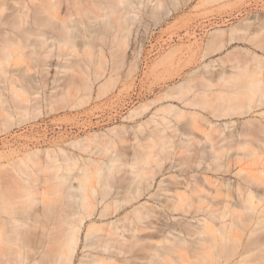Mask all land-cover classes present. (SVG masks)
Masks as SVG:
<instances>
[{"label":"rangeland","instance_id":"obj_1","mask_svg":"<svg viewBox=\"0 0 264 264\" xmlns=\"http://www.w3.org/2000/svg\"><path fill=\"white\" fill-rule=\"evenodd\" d=\"M38 1L39 0H37L36 2ZM52 1L55 2L56 0ZM72 1L73 0H70L69 4L71 6V10H73V19L76 18L78 20L76 21L75 19V22H81L79 24L77 23V25L79 26L81 24L79 29L76 25V33L78 37V34H80L79 38L81 40L83 39L81 38V35L83 34L82 36L84 37V32L93 27H97L101 31L106 29V31L109 32V26H107L106 24L107 17L103 16L104 12H101L103 11L101 10V7H105V5L108 6L107 4H109L110 6L112 5V3H115V6L117 5L120 10H128V8L131 6V8H129L132 10V13L130 16V31L128 34L127 42L125 45L121 42V37L125 33L123 30L117 32L116 39H113L112 36H109V33L108 36L105 37L107 35L106 31L101 32L102 35H98L97 33L98 37L96 41L94 40V42L95 44H98L100 48L97 45L96 47H93L96 48V50L94 49L96 51L95 57L104 61L102 62L103 66L99 69L103 71L104 66H106L108 67V70L106 71L104 76L96 79V75L92 74V72L90 73V70L93 69L94 73L95 67H91L88 72L91 74H89V76H92L93 78H91L95 79L93 82L94 85L92 84L93 89L89 94L90 96H83L85 99L77 100V106L72 105L73 101L67 103L64 102L67 105H64V103H56L55 100L57 99V97L55 98V94L60 90L61 87L56 86L57 84L54 83V86L51 84V86H46L47 88H45V86L44 88L40 86V95H38L37 93V97L32 99L35 103L39 101L40 105H42L41 110H31V112L29 113H20L18 111H15L10 119H7L5 116H0V189L5 188L4 190L1 189L2 193L4 192L3 195L0 191V204L3 203L1 204L2 210H5L1 212L0 209V214H2L0 216L2 217V219H5H1L2 221L0 220V239L4 238L0 240V244H2L0 245V250H2L3 248V253L5 252L6 255H8L6 256L4 253L3 256L0 253V257H4L0 260V264H10L13 262L14 264H67L69 262L68 257L70 252L68 246V237H71L72 227H75L79 223V219L77 218L76 220V217H78L80 213L79 209L80 211H82V213H84V211L86 210H81V207H79V204L81 202H79V198H76L78 197V195H76V197L73 196L77 194L78 191L76 190L74 194L69 190L68 193L67 190L64 189V186L66 185H63L62 183L68 182V178L73 179L72 177L76 172L78 173V175L76 176H79L80 174L81 176H83L86 170L87 172L84 176L87 178V194H89V190L91 193V189L92 187H94V185L98 189H96V194L94 193L91 195L92 197L94 195L96 196H94L95 198L93 197V202H97V207L95 209L96 211L94 210V212L96 213L93 212V216L91 215L85 218L80 231L79 243L72 255L70 264H122L123 260H125L126 257V264H264V216L261 217V214H264V199L263 201H258V207L260 211L254 212V217L247 224V227H228V230L224 231L225 233L223 231L221 233L219 232L218 239H209L210 241L207 244L208 249L210 248L209 250L206 248L207 245L205 244L202 247L203 249L201 248L202 251L201 249L198 251V253L200 254H198L199 256L196 255L197 252L196 254H191H195L194 260H192L193 262H189V260L191 261V259H193V256L189 260H186L187 258H189L186 257L188 255L187 252L190 253L189 251H185L186 254L182 255L185 256L186 259L185 257L181 258L176 254L179 252H173L176 254L174 255L172 253L174 256H172V254L171 256H162L160 258L153 256V253H155V247L158 248V246H155L156 243L162 242L163 244H165L169 241V237L164 231L165 227H161L163 228V231L160 230V227H140V230L137 231V234L142 236L143 239L139 241L126 240L127 237L132 235L133 228L137 227H125V225L140 222L136 221L137 218L134 215L135 212H132L133 207H135L139 203L147 201L148 204L153 203V198L150 197V194L157 191V189L159 188V181L162 178L171 179L170 176L172 175L183 177L186 175H190L193 172V174L198 173L197 175H199L202 173L203 166H205V164L207 163V161H203L205 160V158L203 160L199 159V157H197L198 154H196L195 152H193V155L191 156L187 155V159H185L186 157L184 156L182 159H180L182 156L177 157L180 161H177L178 159H176V163L177 165L181 163L179 165L180 167L177 166L180 169H176L177 167H175L173 169L165 171V174L159 173L158 176L160 177L158 178V182L154 184L153 189L148 190V192L150 193H145V197L143 196L142 198H139L138 201H136L137 199H135L133 201L127 202L126 197L132 194L131 191H133L135 186V184H132V182H130V178L133 176V166L139 165L140 162L137 161H141V163L143 162V154L146 153V150L144 149L149 148L146 147V144L148 145L147 139H143L144 135L142 136V134H145L146 136L151 127H154V125L150 122V120L152 121V118H154L153 123L157 124V122L162 121L161 115L166 116L167 114L166 117H168V119L171 118L170 125L172 126V129L175 130L176 128V132L178 133L179 131H184V129L186 128L187 119H189H186V117H188L186 115L189 114L190 117V114L194 111L206 115L209 119H211V121L213 120L214 123L216 122L220 124L221 128H224L226 121L232 120L234 122L236 121V124H238V122H244L248 118V120L252 121L251 125L253 127L264 124V113L261 114L262 111H264V106H259L260 108L257 107L258 109L253 108L249 111L248 114L246 113L245 115L237 114L218 117L214 113H212L213 110L216 109V105L219 107V104L221 105L223 104V102L224 104L226 102L228 105H230L236 103L237 101V103L240 102V104L245 103L247 105L248 102L252 103V101L256 99L255 97L259 96L253 95L258 94L259 92L257 93V91H255V93L253 90L251 91L250 88L246 86V83L248 85L256 77H261L262 79L264 78V69H262L264 68V0H126L125 5L127 6L131 2L129 7H126L124 5V2L122 4L120 0H86V2L85 0H79V2L74 0L78 2V5H80L81 7L80 8L79 6H77L76 3L78 10H76L77 7H74L75 11L72 7L75 6L72 5L74 1L73 3ZM91 1L95 3H91ZM100 2L103 3L104 6H101L102 4ZM45 3L51 5V2L49 0H47ZM62 3L64 4V0ZM65 4L67 5L68 3L65 1ZM253 4H255V8H251ZM95 5L99 7V9H97ZM121 6H123L124 8L122 7V9ZM96 14L99 19H89L93 15L96 16ZM100 14L102 16H99ZM116 15L117 13H113L109 17V19H114ZM89 21L91 23H89ZM82 31L84 32L82 33ZM100 35L102 36L101 39ZM79 38H77V41L80 40ZM214 39L217 40H215L217 43L215 42L214 45L210 47L209 43L213 42ZM222 41L225 42V45H223L224 47L221 46ZM111 44L112 47H110ZM209 47L210 50L208 49ZM80 50H82L81 47H79L78 51ZM112 51L114 52L111 55ZM105 57L107 59H105ZM227 57L229 60L227 59ZM231 57H233L234 60ZM241 57L242 60H240ZM97 58L95 59L98 60ZM243 58H246L245 62L247 64H245ZM222 59L223 62H221ZM106 60L108 62H106ZM115 60L117 64L115 63ZM230 60L237 65L233 64V62H231ZM211 61H214V63H212ZM111 62L118 65V67L115 65L114 67ZM104 63L106 65H104ZM226 63L227 65L223 66V64ZM215 64L217 65V67ZM258 64H260L261 66L259 67ZM230 65H232L233 67L230 68ZM203 67L206 72H200V70H203ZM218 67L219 69L221 68L220 70L223 71L222 73L219 71ZM215 68L216 71L218 70L216 75ZM211 70L214 71V77L211 76L213 75L212 73H210L212 72ZM224 70L228 72L227 78L231 77L234 74L232 73L233 71L236 72L238 70L237 72H240L237 73L236 76L233 75L236 78H231L227 81L225 80L226 77H224L226 73L222 75L224 73ZM258 70L260 71V73H257ZM243 71L246 73L244 74ZM219 73H221V77L219 76ZM230 73H232L231 76H229ZM78 74L76 78L81 77L80 82H82L84 78L82 77L81 73L79 74V76ZM205 75L206 77L209 76L206 80L203 79V76ZM110 76L112 79H109ZM236 79H239V81ZM213 82L217 84L213 85ZM220 86L225 87V89H219ZM230 86L232 88L234 87V89H232ZM56 87H58V89H56ZM228 87H230V90L232 89L231 94L229 89H227L228 93L226 91V88ZM37 89H39V87ZM55 89L57 90L56 92ZM204 90H206V92H204ZM216 90L217 93L215 92ZM222 91L226 93L224 94ZM235 92L237 94L238 92L239 94L242 92V94H240V96H236ZM208 94L209 97H207ZM251 94L255 97H253ZM51 95L53 96L51 97ZM38 97L39 99L37 101ZM216 97L218 101H215ZM237 97H241V99ZM52 98L54 101L51 100ZM188 98L189 100H193L196 102L199 101V103H202L201 99L204 98L205 100L203 99V102L208 103V107H204V109H201L202 105L200 106V104L191 105L187 102H184V100L187 101ZM211 98H214V100H210ZM209 100L212 101L211 104L214 103L213 106L210 105V102H208ZM257 100H259V98L256 99L255 102ZM150 101H153L152 103L154 105H152ZM147 103L151 105L148 104V107L150 106V108L149 110L147 108L146 112H144L143 104L147 105ZM173 104L182 108V114L185 115L183 116V118L185 117V120L182 119V114L174 116L175 119L173 118L174 112L169 111L171 115L168 114L169 112L167 111ZM53 106L54 108L56 106V108H53L52 110L51 108ZM213 107L215 109H213ZM134 109H137L136 111H142V113H138V115L133 116L130 115V113ZM180 117L181 119H179ZM180 120H182V122L185 124L181 123ZM148 122L149 124H145ZM140 123H142L141 126L139 125ZM176 123L178 126L176 125ZM127 126L130 128L132 127V129H128ZM140 130H143V133ZM173 132L175 133V131H172V133ZM198 133L200 134L201 132ZM130 134L132 137H134L133 135H135V141L133 140V138H129ZM260 135H262L261 137L264 138V134L262 132L260 133ZM86 136H88V139H92H89L88 141ZM95 136L97 137L98 142H96ZM123 136L130 139V141L128 139H125V141H123ZM199 136L202 137L201 134ZM105 137H107V141L104 140ZM111 138H113L114 140H110ZM102 139L104 142L102 141ZM80 140L81 143L83 141L85 142L81 144ZM143 140L146 142H144ZM251 141H253V143ZM259 141L260 140L255 138H248V144L246 146H240L236 150L239 155V164L236 166V169H239L240 167H243L246 170L248 169L249 171H257L261 168L264 169V142L260 141L259 143ZM74 142L76 146L74 145ZM102 142L107 145L104 146ZM88 143L90 145L89 147ZM92 143H95V145ZM129 143L132 145L133 150L131 149V145L130 147H128ZM135 144L138 145L140 150L135 149L137 147ZM140 144H142V146L144 145V149ZM252 144L253 146H251ZM157 145L158 146L156 148L158 149L159 144ZM83 146L84 148H82ZM105 147L108 149H106ZM101 149H103L104 152ZM141 150H143V152ZM68 151L71 152H69L71 155L67 153ZM126 151H130V153L127 154ZM137 152L139 156H142L139 160V157L137 158L136 155ZM122 153H125L124 156H122L123 158L121 157ZM165 154L166 153H164V155ZM118 155L120 157H118ZM78 156L80 158H78ZM165 157H167V154L165 155ZM194 157L196 158L193 159ZM75 158L78 160L77 162H75ZM239 158L243 163L240 162ZM79 159L81 160V163L83 161L84 164H87V166H89L87 167L88 169L82 168L83 163L81 164V166H79ZM119 159H124V161L121 160V162ZM131 159L133 161H131ZM166 159L165 162H168L169 160L167 159L166 161ZM201 160L203 161V163H201ZM125 161L127 164L124 163ZM182 161L186 163V166L185 164L184 166L182 165L184 163H182ZM134 162H136V164L131 167ZM165 162L164 165L167 164ZM141 163L140 165L143 164ZM201 164L202 167L199 168V165ZM70 167L71 169L72 167H75L72 169L74 173L72 172ZM79 167L81 170H79ZM24 169H26V172ZM16 171L19 173L20 171L24 172V177L28 179L29 184L21 182L20 180H18V177H16L17 179L14 178V180L12 176H15L17 174ZM59 171H62L63 173L65 172L64 175ZM199 171L201 173H199ZM22 172L20 173L21 176H23ZM207 172L212 176L218 175V173H215V171L212 172V170H208ZM53 174H56V177ZM53 176L54 178H52ZM67 176L68 178H66ZM3 177H8V179L4 180ZM10 177H12L10 179V182L12 181L13 183L8 182V185L10 183L13 188L11 187L9 188V190L7 187H10V185L7 186V183L3 181H9ZM238 177L239 176L237 174H233V178ZM123 182H125L126 184ZM3 183L4 185H6L4 186V188L2 187ZM73 183L74 185L78 184V182L76 181H74ZM119 183H121V185ZM29 185H31V189L30 187H28ZM18 186H20L21 189ZM124 187H126V189ZM60 188H62V190ZM11 189L13 190L11 191ZM15 190H17L18 193L15 192ZM6 191H8V193ZM5 193H7V195ZM1 195L6 199H2ZM15 195H17V197ZM7 198H10L11 200H8ZM76 200L78 205L77 203H75ZM105 205L109 206V211H106V213H104L106 216L103 213L101 214L102 207H104ZM7 206L8 209L6 208ZM75 206L79 208H75ZM160 211L162 212V210ZM76 212L78 213L75 214ZM108 212L109 214H111L110 216L107 214ZM9 213L11 215H9ZM163 213L161 214L165 215H162V218L164 219H166L169 215L173 216V214L168 215V213L164 210ZM84 214L83 216L86 215ZM176 215L179 216L180 214ZM117 218L118 224L121 227H117L116 232L118 235L122 236V240L116 241L115 243L112 242V245L110 246L111 248L105 249L103 245H101V241L98 239V237L102 234H105V230H109L110 228L108 227L110 226V222H116ZM153 218L154 220H150ZM150 219H146L148 223H150L151 221H157L156 217H151ZM146 220H144L145 222H142H144V224H148ZM141 223L139 224L142 225L143 223ZM95 224L96 227L94 226ZM90 226H93L94 228L93 231H91V234L87 235L88 228ZM1 227L3 228L2 233ZM9 229L10 233L12 231L11 234H9ZM42 232H44L45 234ZM40 234L44 235L40 236ZM20 236L22 238H20ZM39 236L42 239L43 236L46 237L42 241L44 244H39L40 242L38 241L42 240L40 238L38 239ZM66 239L67 243H65ZM211 239L214 243L211 242ZM231 240L234 241V243L231 242ZM122 242L133 244V251L127 252L126 254L120 253V249L123 248L122 245H125ZM37 243L39 244L38 247ZM163 244L159 245L163 246ZM230 245L234 247L230 248ZM6 246L8 249L6 248ZM225 246H227L229 249L227 247L225 248ZM35 248L38 250H36ZM45 249H49L50 254L47 253V256V251ZM227 249L228 252L226 251ZM39 250L40 253L38 252V255L36 252ZM103 251L109 252L103 253ZM245 251L248 253H246V255L241 258V254H243ZM9 253L12 255H17L12 256L9 255ZM141 255H144L146 258L140 259L138 256ZM191 255L189 254V256ZM10 256L12 258H10ZM7 259L12 261L10 262Z\"/></svg>","mask_w":264,"mask_h":264},{"label":"bare ground","instance_id":"obj_2","mask_svg":"<svg viewBox=\"0 0 264 264\" xmlns=\"http://www.w3.org/2000/svg\"><path fill=\"white\" fill-rule=\"evenodd\" d=\"M36 1L37 0H0V116H5L7 119H10L12 114H14L15 111H18L20 113H29V112H31V110H41L42 105H40V103L38 101L39 97L37 98V101H38L37 103L33 102L32 99L37 97V93H38V95H40V92H41L40 86H42L43 88L45 86V88H47L46 86H51V84L53 85L54 83L57 84L56 86L61 87L59 91L56 90V89H58V87H56V89H55V92L57 91L55 94V98L57 97V99L55 100L56 103L58 102V104H61V103L63 104L64 102L67 103V102L73 101L72 105L77 106L78 105L76 103L77 100L85 99L83 96L86 97L87 95H89L93 89V85H94L93 82L95 79H92L93 77L91 76L92 77L91 78L89 76V74L92 72V74L96 75V79H97L101 76H104L106 71L108 70V67H106V66H104L103 71H101L99 69L100 67L103 66L102 62H104V61L95 57L96 48H93V47H96V45L98 46V44H95L94 40L96 41L98 35L99 34L102 35L101 32L106 31V29L101 31V30H99V28L93 27L91 29L86 30L85 32H87V33L82 31V33L84 32V37L82 36L83 35L82 34L81 38H83V39L81 40L79 38L80 34H78L79 35V37H78L77 33H76L77 32L76 31V29H77L76 25L78 22H75V19H76L75 17H74L75 19H73V12H72L73 10H71V6L69 4L70 0H68V1L64 0V4L62 3L63 0L62 1L56 0L55 2H53L52 0H49L51 2V5H48L47 3H45L47 0H39L38 2H36ZM65 1L68 3L67 5L65 4ZM73 1H72V3H73ZM76 1L79 2V0H76ZM76 1H74V3L72 4V5H75V6H72L73 8L77 7V6L80 7V5H78L79 3ZM120 1L122 2V4H123V2H124V5L126 4V0H120ZM85 2H86V0H85ZM121 2H119V3H121ZM76 3H77V6H76ZM91 3H95V2L91 1ZM127 3H129V2H127ZM83 4H85V3H83ZM86 4H88V3H86ZM101 4H100L101 6H104L103 3H101ZM130 4H131V2H130ZM130 4H128V6L127 5H125V6L129 7ZM107 5L108 6L105 5V7H101L102 9L100 8L101 10H103L101 12H104L103 16L107 17V23L106 24H107V26H109V28H108L109 32L108 31H106L107 33L105 32L107 34L105 37H107L108 33H109V36H112L113 39H116L117 32L120 30H123L125 33L121 37V42L125 45L127 42L129 31H130V16H131L132 10L129 8H131V6L128 8V10H120L117 7V5L115 6V3H112L113 6L112 5L109 6V4H107ZM122 7L123 6H121V8ZM251 8H255V4H253ZM97 9H99V7H97ZM76 10H78V7ZM74 11H75V8H74ZM89 12H90V10H89ZM93 12H96V11H93ZM101 12H99V13H101ZM113 13H117L116 17L115 18L113 17L114 19H109V17ZM99 16H102V15L100 14ZM91 18L93 20L99 19L97 14H96V16L95 15L91 16L89 19L91 20ZM76 21H78V20L76 19ZM73 23H76V24H73ZM79 23H81V22H79ZM89 23H91V22L89 21ZM80 26H81V24H80ZM80 26L77 25L78 29L80 28ZM100 29H102V28H100ZM78 33H79V30H78ZM97 33H98V35H97ZM103 35H105V34H103ZM77 38H79L80 40L77 41L78 40ZM101 38H102V36L100 37V39ZM108 38H107V41H108ZM215 40L216 39H214L213 42L209 43L210 47L213 46L214 43L217 41V40L216 41ZM113 42H114V40H113ZM221 43H222L221 46L225 45L224 41H222ZM79 47H81L82 50L78 51ZM98 47L100 48V46H98ZM110 47H112V44ZM210 47L208 48L209 50H210ZM113 52L114 51H112L111 55L113 54ZM243 54H241V55H243ZM95 58H97L98 60H96ZM113 58H114V55H113ZM231 58L233 59V57H231ZM246 58H243L244 62L246 61ZM105 59H107V58L105 57ZM227 59H228V57H227ZM218 60H220V59H218ZM240 60H242V57L240 58ZM250 60H251V58H250ZM106 62H108V61L106 60ZM211 62L214 63V61H211ZM221 62H223V59ZM231 62H233V61H231ZM115 63H116V60H115ZM115 63L113 64V62H111V64H113V66L115 65L118 67V65H116L117 63L116 64ZM233 64H235V63L233 62ZM245 64H247V63L245 62ZM245 64H242V65H245ZM104 65H106V64L104 63ZM225 65H227V63L223 64V66H225ZM235 65H237V64H235ZM252 65H253V63H252ZM258 65H259V67L261 66L260 64H258ZM93 66L95 67L94 73H93L94 69L90 70L91 67L93 68ZM241 66H239V67H241ZM216 67H217V65H216ZM229 67L231 68L233 66L230 65ZM229 67H226V68H229ZM226 68H225V70H226ZM218 69H219V67H218ZM220 69H219V71L222 73L223 71H221ZM243 69H246V68H243ZM262 69H264V68H262ZM89 70H90V73L88 72ZM225 70H224V73L222 75H224L226 73V75H224V77L227 78L228 72H226ZM203 71H205L204 67H203V70H200V72H203ZM215 71H216V68H215ZM237 71L236 72L233 71L232 72V73H234L233 75L236 76L237 73L240 72V71L239 72H237ZM78 72H79V74L81 73L82 77L84 78V80L82 82H80L81 77H78L80 79L76 78ZM213 72L214 71H212L210 73H212L213 75H211V76L214 77L216 75V73L218 72V70L215 72V75ZM258 72L260 73L259 70L257 71V73ZM221 73H219L220 77H221V75H220ZM232 73H230L229 76H231ZM245 73L246 72H244V74ZM79 74H78V76H79ZM242 74H241V76H242ZM233 75L231 77L228 76L229 78H227V79L225 78V80L228 81V79L236 78ZM208 77H206V75H205V76H203V79L206 80ZM110 78H111V76L109 77V79ZM239 79H236V80L239 81ZM243 80H245V79H243ZM214 84H217V83L213 82V85ZM210 85H212V84H210ZM224 85H225V83H224ZM221 86L219 89H223V88L225 89V87H221ZM244 86H245V84H244ZM246 86L248 88H250L251 91L253 90L254 92L255 91H257V93L259 92L258 94H253L251 92L255 96L259 95V96L255 97L251 94L256 99L259 98V100H257L255 102V100H256L255 99L252 101V103L248 102L249 104L246 101L247 105L245 103H241V104H240V102L237 103V101H236V103H233L230 105H228L225 102V104H227V105H225L223 100H222L223 104L220 105L219 103H217V104H219V107L216 105V107H215L216 109L213 107V109H215L216 111L213 110V112L212 111L211 112L214 113L218 117L224 116V115H237V114L245 115L246 113L248 114L249 111L252 110L253 108H257L259 106L260 107L264 106V78L262 79L261 77H258V78L256 77L248 85L246 83ZM38 87H39V89H37ZM230 87L226 88V91H227V89L230 90ZM232 89H234V87ZM242 89H243V87H242ZM231 90H230V94H231ZM237 90H238V87H237ZM204 92H206V90H204ZM215 92L217 93V90ZM223 93L225 94L226 92H223ZM227 93H228V91H227ZM238 94H239V92H238ZM238 94L236 93L235 95L240 96V94H242V92L239 95ZM53 95H51V97ZM221 95H223V94H221ZM226 95H228V94H226ZM207 97H209V94L207 95ZM207 97H204V98H207ZM217 97H216L215 101H218ZM230 97H227V98H230ZM158 98H160V97H158ZM237 98H239V97H237ZM48 99H49V97H48ZM203 99H201L202 103H199L198 100H197L198 102L193 101V100H189V98L187 101L184 100V102H187L191 105L200 104V106L201 105L203 106V107L201 106V109H204V107L205 108L208 107V103L203 102ZM218 99H220V98H218ZM239 99H241V97ZM51 100H53V98ZM210 100H214V98L213 99L211 98ZM210 100L208 102H210V105L213 106L214 103L211 104L212 101H210ZM41 103H42V100H41ZM66 103H64V105ZM48 104H49V102H48ZM144 104H146V103H144ZM144 104H143V111L146 112V109L148 108V110H149L150 106L148 107L149 103H147V105H144ZM243 104H245V105H243ZM149 105H151V104H149ZM152 105H154V104L152 103ZM64 107H66V106H64ZM53 108H54V106L51 109L53 110ZM55 108H56V106H55ZM136 110L137 109H134L130 113V115L133 116V115H138V113H142V111L140 112V111H136ZM169 111L174 112L175 115L172 113L174 119H175L174 116L181 115L183 113L182 108L178 107L177 105L175 106L174 104L170 106V109L167 112H169ZM170 112L168 114H170ZM206 112H207V110H206ZM263 113H264V111H262L261 114H263ZM161 116L163 117V119L161 117L162 121L157 122V124L153 123L154 118H152V121L150 120L151 119L150 118L149 120L154 125V127H151V125H152L151 124L150 125L151 129L147 132L146 136H145V134H142V136L143 135L145 136V137L143 136V139H147L148 145L146 144V147H149V148L145 147L146 149H144L143 148L144 145L142 146V144H140L142 146V148L144 150H146L145 151L146 153L145 154L142 153L143 154V158H142L143 164L141 163V161H137V162H140L142 165H140V163H139V165L133 166L136 164V162H134V164L131 165V167L133 166L134 169L132 170L133 176L131 177L129 175L131 177L130 182H132V184H135V186H134L133 191H131L132 194L130 196L126 197V201L130 202V201H133L135 199H137L136 201H138L139 198H142L143 196L145 197V193H150V192H148V190L153 189L154 184H156L158 182V178L160 177V176H158L159 173L165 174V171H167L169 169H173L177 166L180 167L179 165L181 163L179 165H177V163H176L177 161H180L177 157L182 156L180 158V159H182L184 156V157H186L185 159H187V155L191 156V155H193V152H195L196 154H198L197 157H199V159L203 160L205 158V160H203V161H205V162L207 161V163L205 164V166H203L202 173L199 171V173H201V174H199L200 176L197 175L198 173L193 174L194 173L193 172L190 175H186V176L182 175L183 177L172 175V176H170L171 179L162 178L159 181V185H158L159 188L157 189V191L152 192L150 194V197L153 198V203L148 204L147 203L148 201L143 202V203H139L138 205L133 207V210H132V212L134 211L136 213V214L134 213V215L137 218L136 221H140L139 223H141L142 221H144L148 218L150 219L151 217H156L157 221L156 222L151 221L150 223H148V221L146 220L148 224H144V222H145L144 221V222H142L144 225L142 223H141L142 225H140L138 222L137 223L135 222L134 224L125 225V227H137V228H133L132 235L127 237L126 240H129V241L142 240L143 237L137 234V231L140 230V227H160L161 231H163V228H161V227H165L164 231H165V233H167V236L169 237V241H168V243H165V244H163L161 241H158L161 243H156L155 246H158V248L155 247V253H153V256L160 258L162 256L163 257H166L168 255L171 256V254L173 252H179V253L181 252L180 254L179 253H176V254L182 258V257H185V256H182L183 254H186L185 251H189L190 253L187 252L188 255L186 256L189 258L186 259V257H185V259L189 260L193 256L192 257L193 259H191V261L189 260V262H193L192 260H194V257H195L194 255L196 254V252H197L196 255H198L199 254L198 251L205 244L207 245L209 243L210 238H212L214 240L218 239V235H219L218 233L219 232L221 233L222 231L224 232V231L228 230V227H247V224L254 217V212L260 211V209L258 207V201H263V199H264L263 198V196H264V169L261 168V169H258L257 171H249L248 169L246 170L245 168L240 167L239 169L237 168L238 169L237 170L236 166L239 164V160H238L239 155H238V152L236 150L240 146H243V145L246 146L248 144V138H255V139H258V140L264 142V138H262L261 137L262 135H260L261 132L264 134V124L261 123L262 125H260V126L258 125L256 127H253L251 125L252 121L248 120L249 119L248 118L244 122L239 120L240 122H238V124H236V121L235 122L232 120L226 121L224 128H221L220 124H218L216 122L214 123V121L213 120L211 121V119H209L206 115L194 111L193 113L190 114V117H189V114L186 115V116H188V117H186V119L189 118V119H187L186 128L184 129V131H179V133H178V132H176V128H175V130H173L172 126L170 125L171 124V120H170L171 118L168 119V117H166L167 114H166V116H164V115H161ZM183 116H185V115L182 114V116H181L182 119L185 118V117L183 118ZM181 117L179 119H181ZM158 118H159V116H158ZM149 120H147V121H149ZM180 121H181V123H183L182 120H180ZM141 124L142 123H140L139 125L141 126ZM145 124H149V122L145 123ZM183 124H185V123H183ZM176 125H177V123H176ZM140 126H139V129H140ZM143 126H145V125H143ZM129 128L130 127H128V129ZM130 129H132V127ZM139 129H138V131H139ZM127 131H129V130H127ZM172 131H175L176 134L174 132H173L174 133L173 134ZM141 132L143 133V130ZM198 132H201L200 134L202 137L199 136L200 134ZM134 133H135V131H134ZM133 136L135 137V135H133ZM89 137H91V136H89ZM128 137H129V135H128ZM134 137H132L130 134L129 138H133V140H134ZM86 138L88 139V136H86ZM95 138H96V142H98L96 136H95ZM106 138L107 137H105V139H104L105 141H107ZM123 138H124V139H122L123 141H125V139H128V138H125L124 136H123ZM89 139H88V141H89ZM112 139L113 138H111L110 140H112ZM128 140L130 141V139H128ZM102 141H103V139H102ZM134 141H132V142H134ZM260 141H259V143H260ZM84 142L85 141H83L82 143H84ZM132 142H131V144H132ZM144 142H146V141H144ZM251 142L253 143V141H251ZM72 143H73V141H72ZM80 143H81V140H80ZM106 143H108V142H106ZM139 143H140V141H139ZM92 144L95 145V143H92ZM103 144H104V146L107 145V144L105 145V143H103ZM131 144L129 143L128 147H130ZM157 144H159L158 149L156 148L158 146ZM74 145H75V142H74ZM100 145H101V143H100ZM135 145L137 146L135 149L140 150L138 145L137 144H135ZM89 146L90 145L88 143V147ZM251 146H253V144ZM82 148H84V146ZM100 148H102V147H100ZM137 148H139V149H137ZM106 149H108V148H106ZM131 149H132V145H131ZM101 150H103V149H101ZM141 151L143 152V150H141ZM69 152L70 151H68L67 153H69ZM103 152H104V150H103ZM134 152H135V150H134ZM70 153H69V155H71ZM128 153H130V151L127 152V154ZM164 153L167 154V157H165L166 154L164 155ZM122 154H121V157L124 156V154L123 155ZM63 155H65V154H63ZM136 155H137V158L139 157L138 160L142 157V156L138 155V152L136 153ZM129 156H130V154H129ZM118 157H120V156L118 155ZM78 158H80V157L78 156ZM166 158L169 160L168 162H165ZM195 158L196 157H194L193 159H195ZM167 159H166V161H167ZM176 159H178V160L176 161ZM199 159H196V160H199ZM121 160L124 161V159H121ZM77 161L78 160L76 159L75 162H77ZM131 161H133V160L131 159ZM203 161L201 163H203ZM164 162L167 164L164 165ZM183 162L184 161H182V163ZM240 162H242L241 159H240ZM72 163H73V161H72ZM82 163H83V161H82ZM82 163L80 160L79 166H81ZM124 163H126V161ZM184 164L186 166L185 162L182 165L184 166ZM187 164H188V162H187ZM189 164H190V161H189ZM82 165H83L82 166L83 169L89 167V166H87V164H84V163ZM178 167L176 169H180ZM201 167H202V164L199 165V168H201ZM73 168H75V167H72V169ZM70 169H71V167H70ZM18 170H20V169H18ZM24 170L26 172V169H24ZM79 170H81L80 167H79ZM181 170H182V168H181ZM208 170L209 171L212 170V172L215 171V173H218V175L212 176V175L208 174V172H207ZM99 171H98V173H99ZM21 172L22 171H20V173ZM59 172H61L63 175L65 173V172L63 173L62 171H59ZM72 172H73V170H72ZM86 172H87V170L85 171V173L83 172L84 175H86ZM103 172H104V170H103ZM20 173L17 172V174L15 176L12 174L13 179L14 178L17 179L16 177H18V180H20L21 182H25V183L29 184L28 179H26L24 177L25 176L24 172H22L23 176H21ZM76 173L73 175V177L71 176L73 179H69L67 176L66 178H68V182L62 183V184L66 185V186H64V189H66L67 192L69 190H70V192L72 191L74 194H75L76 190L79 192V193L77 192V194H75L73 196L76 197V195H78V197H76V198H79L78 200H79V202H81L80 203L81 205L79 204V207H81V210H84V209L86 210V211H84V213L86 212L85 213L86 215L84 213H82V211H80V209H79L80 213H79L78 217H76V220H77V218L79 219L78 220L79 223L75 227H72L71 237H68L69 238L68 239L69 240L68 246H69V252L70 253H69V257H68L69 262L67 264H70V262L72 260V255L78 246L79 238H80V231H81V227H82V224H83L85 218L88 216H91L97 207V202H93L94 201L93 197L95 195L93 197L91 196L92 194H94L96 192L97 188L95 187L94 184H93L94 187H92V185H91V187H92V189L90 188L91 193L89 190V194H87V192H86V184H87L86 179L87 178L84 175L81 176V174L79 176H76V175H78V173L77 174ZM233 174H237L239 177L233 178ZM53 175L55 176L56 174H53ZM54 176L52 178H54ZM12 177L9 178V181L8 180L3 181L5 183H7L6 184L7 186L10 185V187H7L8 189L12 187V185L10 184V183H13L12 181L10 182V179ZM74 177H75V180H74ZM3 179L4 180L8 179V177L7 178L3 177ZM74 181L78 182V184L74 185V183H73ZM8 182H10L9 185H8ZM60 182H61V180H60ZM123 183H125V182H123ZM20 184H22V183H20ZM119 184L121 185V183H119ZM6 185H4V183H3L2 187L4 188V186H6ZM122 185H124V184H122ZM30 186L31 185H29L28 187H30ZM18 187L20 188V186H18ZM119 188H120V186H119ZM124 188L126 189V187H124ZM1 189H0V191L2 193V190H4L5 188L2 190ZM30 189H31V187H30ZM60 189L62 190V188H60ZM262 189H263V191H262ZM12 190L13 189H11V191ZM6 192L8 193V191H6ZM15 192H17V190H15ZM3 193H2V195H3ZM7 193H5V194L7 195ZM126 193H128V192H126ZM11 195H12V193H11ZM17 195H15V196L17 197ZM125 195H123V196H125ZM90 196H91V199H90ZM3 198H5V197L2 196V199ZM123 198H125V197H123ZM0 199H1V197H0ZM75 203H77V200ZM154 203H156V204H154ZM1 204H3V203H1ZM77 205H78V203H77ZM0 207H1L0 208L1 212L5 211V210H2V205ZM79 207L75 206V208H79ZM6 208L8 209V206ZM108 209H109L108 205H105L104 207H102L101 214L102 213L104 214V213H106V211H109ZM91 210H92V212H91ZM160 210H162V212ZM163 210L166 211L168 213V215L173 214V216L172 215L167 216V218H166L167 220L162 218V215L164 214ZM87 212H88V215H87ZM6 213H5V215H6ZM77 213L78 212H76L75 214H77ZM94 213H96V212H94ZM161 213H163V214H161ZM83 214L85 216H83ZM107 214L109 216L111 215V214H109V212ZM176 214H180L181 216L180 215L177 216ZM0 215H2V214H0ZM9 215H11V214L9 213ZM108 215H107V217H108ZM163 216H165V215H163ZM262 216H264V214H261V217ZM8 217H10V216H8ZM1 219H2V217L0 218V220ZM7 219H9V218H7ZM128 219H131V218H128ZM2 220H5V219L3 218ZM150 220H154V218L150 219ZM6 224H7V222H6ZM3 225H4V223H3ZM17 225H18V223H17ZM109 225H110V226H108V227H110L109 230H105L106 233L102 234L98 237V239L101 241V245H103V247L105 249H110L112 242L115 243L116 241L122 240V236L118 235L116 232V228L121 227L118 224V218H117L116 222L111 221ZM94 226L96 227V224ZM12 228H13V226H12ZM93 228H94L93 226H90L88 228L87 235L91 234V231H93ZM2 232H3V228H2L1 233ZM45 232H47V231H45ZM11 233H12V231H11ZM11 233H10V229H9V234H11ZM42 233H44V232H42ZM4 234H5V232H4ZM44 234H40V236H42ZM40 236L38 237V239L39 238L42 239ZM9 238H11V237H9ZM20 238H22V237L20 236ZM45 238L46 237L43 236V239L41 241L40 240L38 241V242H40L39 243L40 245L44 244L42 241ZM2 239H4V238H2ZM2 239H0V240H2ZM212 239H211V242H212ZM3 241H5V240H3ZM14 241H15V239H14ZM65 241H66L65 243H67V239ZM231 242L234 243V241H232V240H231ZM122 243L125 244L124 245L125 248L122 245L123 248L120 250L123 252L119 251L120 253L126 254L127 252L133 251V244H128L127 242H122ZM212 243H214V242H212ZM18 244H20V243H18ZM39 244L37 245V247L39 246ZM159 244H163V246L159 245ZM228 244H230V243H228ZM228 244H226V245H228ZM0 245H2V244H0ZM5 245H6V243H5ZM231 245H233V244H231ZM7 246H6V248H7ZM113 246H114V244H113ZM160 246H162V247H160ZM222 247H224V246H222ZM226 247L227 246H225V248ZM232 247H234V246H231L230 248H232ZM206 248L208 249V245ZM202 249H201V251H202ZM228 249L226 250L227 252H228ZM233 249H235V248H233ZM2 250L4 251L3 248H2ZM2 250H0L1 251L0 253H1V255L4 256L5 252L3 253ZM36 250H38V249H36ZM45 250L47 251L46 252V256H47L48 255L47 253H49V249H45ZM8 251H6V252H8ZM183 251H184V253H183ZM231 251H233V250H231ZM38 252L40 253V250L37 251L36 253L38 254ZM104 252L105 251H103V253ZM108 252H105V253H108ZM192 253H195V254L191 255ZM246 253H248V252L245 251L243 254H241L242 255L241 258H243L244 255H246ZM173 254L176 255L175 253H173ZM173 254H172V256H174ZM189 254L191 256H189ZM5 255H6V253H5ZM9 255H12V254L9 253ZM13 255H17V254H13ZM27 255H30V254H27ZM52 255H53V253H52ZM60 255H61V252H60ZM6 256H8V255H6ZM138 257L140 259L146 258L144 255H141ZM3 258L0 257V260ZM10 258H12V257L10 256ZM57 260H58V257H57ZM8 261L11 262L12 260H8ZM126 263H127V257L125 258V260H123L122 264H126ZM10 264H14V262L10 263ZM141 264H143V263H141ZM192 264H194V263H192Z\"/></svg>","mask_w":264,"mask_h":264}]
</instances>
